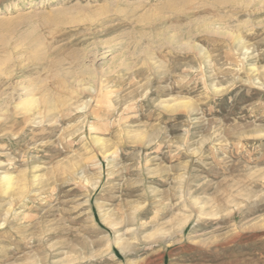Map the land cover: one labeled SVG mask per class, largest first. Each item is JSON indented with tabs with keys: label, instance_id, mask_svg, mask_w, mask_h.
I'll return each instance as SVG.
<instances>
[{
	"label": "rangeland",
	"instance_id": "374dc122",
	"mask_svg": "<svg viewBox=\"0 0 264 264\" xmlns=\"http://www.w3.org/2000/svg\"><path fill=\"white\" fill-rule=\"evenodd\" d=\"M0 264H264V0H0Z\"/></svg>",
	"mask_w": 264,
	"mask_h": 264
},
{
	"label": "bare ground",
	"instance_id": "6f19581e",
	"mask_svg": "<svg viewBox=\"0 0 264 264\" xmlns=\"http://www.w3.org/2000/svg\"><path fill=\"white\" fill-rule=\"evenodd\" d=\"M32 99L30 97H27V99L24 100L25 102H24L23 107L32 109L31 107L33 106V103H35L34 100H32ZM28 112H29V110H28ZM4 178L7 179L8 177L5 175Z\"/></svg>",
	"mask_w": 264,
	"mask_h": 264
}]
</instances>
